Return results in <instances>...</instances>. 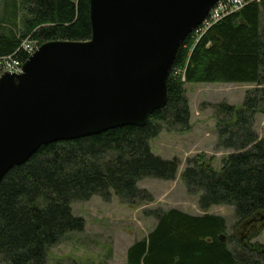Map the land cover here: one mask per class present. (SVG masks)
<instances>
[{
    "label": "trees",
    "instance_id": "trees-1",
    "mask_svg": "<svg viewBox=\"0 0 264 264\" xmlns=\"http://www.w3.org/2000/svg\"><path fill=\"white\" fill-rule=\"evenodd\" d=\"M4 5L0 58L25 62L27 39L43 45L92 37L90 0H5ZM192 84L256 86L242 107L213 106L216 147L232 152L222 168L199 155L188 160L181 177L202 211L235 207L233 234L228 237L227 222L219 216L157 210L151 212L156 228L128 250L127 264H264V245L251 241L264 230V137L255 130L256 117L264 114V3H251L202 36L186 39L168 80V104L147 126L46 145L10 171L0 185V261L46 264L52 248L85 229L84 219L73 215L74 203L94 196L107 202L116 196L126 205L153 202L139 182L174 181L180 162L155 156L150 142L164 129L191 131L187 86Z\"/></svg>",
    "mask_w": 264,
    "mask_h": 264
},
{
    "label": "water",
    "instance_id": "water-1",
    "mask_svg": "<svg viewBox=\"0 0 264 264\" xmlns=\"http://www.w3.org/2000/svg\"><path fill=\"white\" fill-rule=\"evenodd\" d=\"M221 1L90 0V40L44 43L0 80V185L43 146L147 126L179 49Z\"/></svg>",
    "mask_w": 264,
    "mask_h": 264
},
{
    "label": "rangeland",
    "instance_id": "rangeland-1",
    "mask_svg": "<svg viewBox=\"0 0 264 264\" xmlns=\"http://www.w3.org/2000/svg\"><path fill=\"white\" fill-rule=\"evenodd\" d=\"M5 0H0V13L5 9ZM21 3L22 0H6ZM21 16V13L19 14ZM256 86L249 84H192L187 86L191 109L192 129L185 134H176L164 129L151 140L152 153L164 160L180 162L174 181L144 179L138 187L153 197L151 203L126 205L114 196L110 202L94 196L88 202L72 205L75 217L84 219L85 229L71 234L50 250L46 264H127L128 250L137 242L147 239L156 228V218L151 212L176 209L192 216L206 214L222 217L228 226V237L236 224V209L231 206H214L202 211L198 196L190 195L182 173L188 160L199 155L213 159V166L220 170L223 159L231 151L218 150L217 123L213 106L226 103L242 107L248 91ZM255 130L264 137V114L256 117ZM252 243L264 245V230ZM0 264H6L0 261Z\"/></svg>",
    "mask_w": 264,
    "mask_h": 264
},
{
    "label": "built area",
    "instance_id": "built-area-1",
    "mask_svg": "<svg viewBox=\"0 0 264 264\" xmlns=\"http://www.w3.org/2000/svg\"><path fill=\"white\" fill-rule=\"evenodd\" d=\"M251 3H264V0H225L216 5L209 17L195 32L196 36H202L213 25L220 22L229 15L235 14ZM22 48L27 52L28 57L33 55L39 48L37 41L27 39L22 44ZM24 62L14 56L0 58V78L5 73L21 75L23 73ZM184 81V79H183Z\"/></svg>",
    "mask_w": 264,
    "mask_h": 264
}]
</instances>
